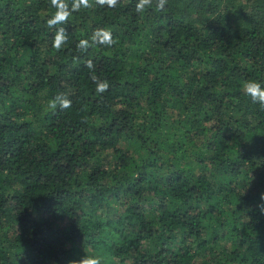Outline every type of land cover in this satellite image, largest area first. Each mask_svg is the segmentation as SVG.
I'll use <instances>...</instances> for the list:
<instances>
[{
    "label": "trees",
    "instance_id": "obj_1",
    "mask_svg": "<svg viewBox=\"0 0 264 264\" xmlns=\"http://www.w3.org/2000/svg\"><path fill=\"white\" fill-rule=\"evenodd\" d=\"M138 2L0 0V264H264V0Z\"/></svg>",
    "mask_w": 264,
    "mask_h": 264
},
{
    "label": "clouds",
    "instance_id": "obj_2",
    "mask_svg": "<svg viewBox=\"0 0 264 264\" xmlns=\"http://www.w3.org/2000/svg\"><path fill=\"white\" fill-rule=\"evenodd\" d=\"M52 6L57 9L53 19L49 20V26H53L56 23H62L64 22L69 13V7L66 3V0H51ZM97 4L100 5H107L110 8H114L118 0H96ZM166 3V0H159L157 8L158 10H163L164 4ZM152 0H139V2L136 5V10L138 12H141L145 9L146 6H151ZM81 6L88 8L91 7L89 4V0H73L72 10H78ZM66 36L64 29H60L57 34L55 35L54 39V47L59 48L61 44L65 41ZM94 41H98L103 44L111 45L114 43L111 33L108 30H99L94 34L93 37ZM86 42L82 41L81 46L85 45ZM108 88V84L105 81L103 84L98 86L97 91L103 92L106 91ZM244 91L245 94L249 95L251 97V100L254 103L260 104L262 108H264V86L261 85L260 82L257 81H246L244 84ZM57 101L59 102V106L61 108H68L71 106V101L67 98L61 99L59 96L56 98V100L50 102V106L55 107ZM261 199H264V195H262ZM70 264H100V261L98 259L90 258V257H82L79 260L71 261Z\"/></svg>",
    "mask_w": 264,
    "mask_h": 264
}]
</instances>
